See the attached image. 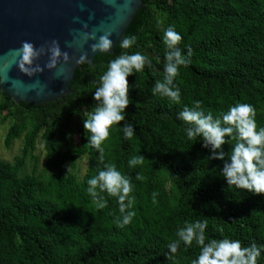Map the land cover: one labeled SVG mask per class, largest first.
<instances>
[{"label": "trees", "instance_id": "obj_1", "mask_svg": "<svg viewBox=\"0 0 264 264\" xmlns=\"http://www.w3.org/2000/svg\"><path fill=\"white\" fill-rule=\"evenodd\" d=\"M169 26L183 37L181 50L193 53L174 81L179 104L152 92L164 79ZM133 35L136 43L122 49L121 38ZM135 52L151 67L128 77L133 103L126 120L110 129L101 161L87 143L83 118L95 107L109 61ZM68 89L55 101L26 105L0 92V120L8 121L3 144L21 138L12 160H0V264H193L200 254L195 241L187 248L180 242L166 256L178 230L198 220L207 221L206 242L227 238L264 246V195L228 186L220 173L224 161L209 160V149L199 138L189 140V125L178 119L195 101L214 118L250 104L264 128V0H141L112 51L76 67ZM129 122L135 134L126 139L123 124ZM37 140L44 152L39 166ZM235 143L229 138L223 146L226 159ZM137 155L145 157L143 164L129 167ZM81 156L86 167L78 176L72 170ZM107 163L134 185L129 211L135 215L124 227L118 226L115 197L103 193L107 206L100 209L87 192V180ZM258 264H264V251Z\"/></svg>", "mask_w": 264, "mask_h": 264}, {"label": "clouds", "instance_id": "obj_2", "mask_svg": "<svg viewBox=\"0 0 264 264\" xmlns=\"http://www.w3.org/2000/svg\"><path fill=\"white\" fill-rule=\"evenodd\" d=\"M96 43L90 45L92 52H108L112 48L110 35L93 37ZM183 37L169 26L164 31L163 42L166 47L164 56V79L157 81L152 89L154 95L159 94L173 103L179 104L181 100L180 89L175 85V78L179 75L181 66L187 67L191 63L192 49L187 48L185 54L179 47ZM136 43V37H122L119 46L129 49ZM19 57L17 67L19 71L32 77L42 73L45 69L51 70L58 64H67L69 54L61 51L58 41L52 40L49 45L36 47L29 41H22L21 46L14 50ZM47 55V62L43 67L37 63L41 56ZM87 60V54H82L76 63L80 64ZM145 67H151L149 58L140 52L133 54H121L109 61L107 70L101 75L99 87L94 92L93 100L95 107L89 113L88 118H83L84 133L88 132L87 143L100 153L103 161V143L110 135V129L120 125L126 120V109L133 100L130 96L131 85L128 77L134 71H143ZM256 109L250 104H236L229 108L227 113L220 118H214L209 112L205 114L201 102L195 101L194 106H185L178 114V119L183 120L189 127L187 137L189 140L202 141V146L209 149V160L224 161L220 168L221 176L228 186L247 191L253 195H264V128H258L256 122ZM125 138H131L135 134L134 126L129 122L123 124ZM229 138L236 140L231 148V154L226 159L227 153L223 146L229 143ZM145 157L137 155L128 161L129 167L143 164ZM69 168V167H68ZM137 180L143 179L139 174ZM87 192L97 208H105L107 200L103 193L115 197L119 205L121 217L118 226L124 227L131 223L135 215L129 211L133 204L131 193L134 185L129 176L122 174L111 163L104 165L103 170L87 180ZM207 221H196L179 229L178 241L168 245L171 258L180 247H191L193 241L200 247V254L193 264H258V258L264 251V246L251 243L242 246L239 240L209 239L206 242L205 230Z\"/></svg>", "mask_w": 264, "mask_h": 264}, {"label": "water", "instance_id": "obj_3", "mask_svg": "<svg viewBox=\"0 0 264 264\" xmlns=\"http://www.w3.org/2000/svg\"><path fill=\"white\" fill-rule=\"evenodd\" d=\"M141 0H0V92L15 103L55 101L68 93L76 60L84 53L90 62L93 37L110 35L112 48ZM59 43L69 54L67 64L45 69L32 77L22 74L14 50L22 41L36 47ZM104 52V53H108ZM48 56L37 61L42 67Z\"/></svg>", "mask_w": 264, "mask_h": 264}, {"label": "rangeland", "instance_id": "obj_4", "mask_svg": "<svg viewBox=\"0 0 264 264\" xmlns=\"http://www.w3.org/2000/svg\"><path fill=\"white\" fill-rule=\"evenodd\" d=\"M7 125H8L7 120H3V121L0 120V160H3V161H11L13 156L18 153L20 145H21V138H17V139H14L8 147L4 146L3 136H4ZM34 153L38 155V159H39L38 166H39L42 162V157H43L44 152L42 149V145L38 140L35 143ZM85 167H86L85 156H81L76 159V166L72 171L75 172L79 176L84 172ZM25 170L28 171L29 167L26 166Z\"/></svg>", "mask_w": 264, "mask_h": 264}]
</instances>
